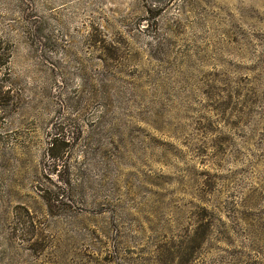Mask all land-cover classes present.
I'll return each mask as SVG.
<instances>
[{"label": "rangeland", "instance_id": "374dc122", "mask_svg": "<svg viewBox=\"0 0 264 264\" xmlns=\"http://www.w3.org/2000/svg\"><path fill=\"white\" fill-rule=\"evenodd\" d=\"M0 37V264H264V0H0Z\"/></svg>", "mask_w": 264, "mask_h": 264}, {"label": "trees", "instance_id": "16d2710c", "mask_svg": "<svg viewBox=\"0 0 264 264\" xmlns=\"http://www.w3.org/2000/svg\"><path fill=\"white\" fill-rule=\"evenodd\" d=\"M10 58V51L8 44L0 37V106H2L9 98L10 89L6 88L5 84L7 82L6 77L8 76V61ZM1 110V109H0ZM54 144L51 143V147L48 150V156L54 158L55 154L50 151L53 150Z\"/></svg>", "mask_w": 264, "mask_h": 264}]
</instances>
